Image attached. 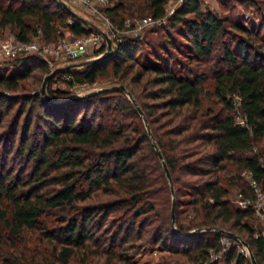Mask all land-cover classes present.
Segmentation results:
<instances>
[{
    "label": "trees",
    "instance_id": "obj_1",
    "mask_svg": "<svg viewBox=\"0 0 264 264\" xmlns=\"http://www.w3.org/2000/svg\"><path fill=\"white\" fill-rule=\"evenodd\" d=\"M141 1L146 3V15L155 19L166 16L168 0ZM201 4L200 0H183L168 17L170 29L179 33L185 44H178L172 32L161 25L153 30L161 29L167 37L165 44H152L150 54L145 55L149 62L138 60L141 38H137L127 46L113 47L114 52L106 57L86 62L85 68H80L82 63L58 68L70 75L67 83L73 85L94 83L108 67L119 74L138 66V81L146 73L154 74L150 81L158 89L149 97L155 102L142 103L130 85L137 80L124 75L119 85L126 90L109 87L81 97H69L64 89H51V80L45 93L40 90L11 96L0 90V105L10 109L13 102L21 104L0 157V264H98L104 254L108 264H133L125 246L128 239L148 236L154 244H160L164 231L177 242L170 249L186 254L193 263L253 264L250 256L235 247L223 250L220 240L228 237L238 247L241 239L258 264H264V236L256 237L257 230L251 223L254 209L234 207L226 198L227 186L253 196L252 186L241 174L245 170L264 190V144L259 146L264 139V33L249 31L217 12L204 11ZM106 11L120 26L125 23L123 3L117 2ZM79 16L60 0H0V30L13 26L17 38L23 41L37 35L38 29L46 40L63 35L62 26L75 36L96 30ZM27 18L35 20L38 27ZM155 47L167 54L175 48L187 60L177 58L174 69ZM102 49H108V45ZM218 49H222L221 56L215 54ZM26 61L39 68L45 64L38 56L29 55L13 62ZM27 74L0 77V85L15 89ZM204 95L216 99L220 110L205 107ZM57 98L63 100L56 102ZM237 103L245 124L238 122ZM38 107L37 116L43 125L37 126L36 133L41 132L42 138L31 139L34 109ZM80 111L83 114L79 118ZM25 112L28 117L19 146L11 156ZM2 119L0 110V122ZM201 153L207 168L191 160ZM10 156L22 157L24 164L10 166ZM184 168L190 176H211L190 193L197 205L196 230L181 235L175 231L178 217L173 221L172 204L173 200L178 204L176 183ZM158 192L161 201L154 198ZM103 197L108 198L90 203ZM168 201V219H161L160 208ZM119 211L124 216L130 214L133 221L126 227L121 248L115 249L113 244L123 229L108 238L106 228H102ZM220 222L232 223L237 230L226 229ZM137 225L139 230L133 234ZM106 241L110 246L102 247L101 242ZM212 250H223V260L211 261Z\"/></svg>",
    "mask_w": 264,
    "mask_h": 264
},
{
    "label": "rangeland",
    "instance_id": "obj_2",
    "mask_svg": "<svg viewBox=\"0 0 264 264\" xmlns=\"http://www.w3.org/2000/svg\"><path fill=\"white\" fill-rule=\"evenodd\" d=\"M121 2L124 4L126 11L124 12L125 23L123 25H119L118 23L114 22L109 14L107 13L106 9L110 6H113L115 3ZM70 6L74 11H76L81 17L85 18L91 22V24L96 27V30L91 32L85 36H75L73 35L66 27L62 26V30H64L63 35L57 36L54 40H46L41 29H38V34L32 36L30 41L35 42L37 44L38 49L34 52H25L21 51L15 57H1L0 56V77H9L10 75L18 74L22 76V74L28 71L27 76H23L18 81V86L15 89H7L3 85H0V90L3 92L11 95H23L29 93H37L38 91L42 90V84L44 80V76L46 74L52 73L56 71L58 68L66 67L68 64H83L80 68L87 67L86 62L89 61H96L106 56L109 53L108 49L103 50L102 47L106 44L102 38L97 37L95 32L101 31L104 34L112 35L114 40V47H118L120 44L125 42V39H129V42H133V40H137V38H141L140 42V51L136 53L138 60L140 62H149L145 58V55H149V50L152 49V44H165L167 35L163 30H155L158 26H163L165 29L170 30L172 37L177 38L175 39L177 43L185 44L186 40L176 31L170 29V20L169 16L170 10L175 7L179 6V0H168L166 4V16L164 17L163 21L160 22L159 20H154L146 25L140 26L139 19L143 18L147 13L146 9L143 10L144 7L146 8V3L141 0H71ZM201 7L204 11H214L217 12L221 16H225L230 18L237 24L244 26L246 29L252 32H259L260 34L264 33V27L262 28V16L264 17V0H209L207 4H201ZM262 7V11H258V8ZM28 22L32 23L35 27H38L35 20L31 18H27ZM72 20L69 18L68 22L70 23ZM262 28V29H261ZM237 32V31H236ZM238 34H241L237 32ZM12 34H16V29L13 26H6L3 30H0V44L3 40L7 41L12 37ZM228 38V35H226ZM83 43V45L80 44ZM130 44V43H128ZM126 44V46L128 45ZM158 47V45H157ZM155 47V48H157ZM72 50H76L77 53L80 55L79 57L74 58L75 52ZM114 50V48H113ZM112 50V53L114 52ZM157 51L165 58L170 60L171 65L174 69H177V61L176 59L181 61H186L187 59L180 55L175 48H172L171 52L167 54L163 49L157 48ZM216 56L222 55V49H218L216 51ZM38 56L43 60L45 63L43 68H39L37 66H31L29 61L15 63L13 62L17 57L20 56ZM161 61V60H160ZM213 64V63H211ZM79 68V67H78ZM111 67H108L104 74H100V77L94 82H75L73 85L67 83V80L71 79L68 77L66 73H61L59 70L49 79L51 85L49 84V80L47 86L50 85L51 89H64L67 90V94L69 97H78V96H86L91 92L98 91L104 88H109L115 85H119L122 75L129 76V80L131 77H134L137 81L132 82L130 85L137 93L140 101L142 103L149 101L153 102L154 100L149 97L150 92L153 90H157L158 86L152 83V77L154 76L153 73H146L143 75L142 79L138 81L140 73L139 67L135 68L132 72L128 70H123L119 74L114 73ZM127 74V75H126ZM115 94V93H112ZM237 98V97H236ZM238 99V98H237ZM63 99L57 98L55 99L56 102H60ZM204 104L205 107H212L216 112L220 110L221 105L217 103L216 99L207 97L204 95ZM155 102V101H154ZM21 104L19 102H13L10 109L6 105H0V110L3 112V119L0 122V157L1 152H3V146L6 144V138L10 137V134L15 126V119L20 110ZM94 106H91L89 109V113L93 109ZM237 107V118L240 120L242 118V112L239 109V104H236ZM30 108V103L27 104L26 110ZM40 108L34 109V117L33 123L30 129V137L33 138H42L41 132L36 133L37 126L43 125L42 119L39 118L38 110ZM83 111H80V116H82ZM28 115L27 112L22 114V117L19 121V127L17 129L15 146L13 147V152L18 149L19 146V139L22 134L23 126L25 125V121ZM162 120H165V117H162ZM107 122V121H106ZM42 127V126H41ZM44 129V127H42ZM2 144V145H1ZM264 144V139L259 143V146ZM258 146V145H256ZM196 147V146H195ZM195 147H193L195 149ZM9 157V165H16L15 167L18 168L20 165L24 164V159L22 157ZM203 153L195 155L192 157L191 160H197L198 166L202 168H207L206 163H202L204 161ZM206 157V156H205ZM204 157V158H205ZM1 161V160H0ZM1 163V162H0ZM12 164V165H11ZM16 170V169H15ZM242 177L244 180L249 182V178L245 171L242 173ZM211 174L202 175V177H195L190 176L186 171L185 168L178 174L179 182L176 183L178 189V204L175 207V218L177 215V224L175 227V231L181 235H185L187 233H191L196 230L198 224H196L198 220V216L195 213L196 204L193 203V196L190 195L192 190L201 183L205 178H209ZM177 178V173H176ZM227 190L229 191L226 195V198L230 201L232 206L243 208L242 204L240 203V192H238L237 188L235 187H228ZM108 197H103L101 199H94L91 200L90 203H97L100 200L106 201ZM155 200L161 201L162 195L161 192L156 193L154 195ZM175 200H173L174 202ZM176 204V201H175ZM173 208V204H172ZM159 216L161 219H168V213L170 212L169 201L163 204V208H160ZM202 214V213H201ZM59 215V213H58ZM202 216V215H201ZM154 217L148 218L150 221L153 220ZM174 218V220H175ZM53 222H57V218L53 216ZM133 221L130 214L124 216L122 211L118 213H114L110 216L106 221L105 225L102 229H105V235L108 238L112 237L113 235L121 230L118 234L117 239L115 240L113 247L115 249H120L121 242L126 236L127 232V225ZM145 220L140 223H144ZM251 223L254 224V227L257 231L264 232V219L258 217L255 213V218L251 220ZM139 224V225H140ZM222 225L226 229H230L236 231L237 228H234L232 223H218ZM139 225L135 228L133 234L137 233L139 230ZM178 225H182V230L177 228ZM226 233V231H224ZM164 239L160 244H154L151 238L148 236L139 240L135 238L133 241L132 239L125 243L128 252L130 261L133 264H197L193 263L190 258L182 253L173 251L170 249V246L174 247L177 242L173 241V235L164 231ZM228 233V232H227ZM226 233V234H227ZM132 234V235H133ZM134 242V244L132 243ZM221 246L223 250L226 251L231 247H235L239 253L247 254L246 249L244 247H238L235 242L228 237H223L220 240ZM102 247L107 248L110 246L107 243L100 244ZM215 253L213 250L211 251V261L223 260V252ZM244 254V255H245ZM107 254H104L100 259L98 264H108ZM74 264H80L79 262H74ZM116 264H125L121 261H118ZM220 264H225L223 261H220Z\"/></svg>",
    "mask_w": 264,
    "mask_h": 264
},
{
    "label": "built area",
    "instance_id": "obj_3",
    "mask_svg": "<svg viewBox=\"0 0 264 264\" xmlns=\"http://www.w3.org/2000/svg\"><path fill=\"white\" fill-rule=\"evenodd\" d=\"M66 1L69 5L71 0H64ZM88 1V0H86ZM183 0H179V5L181 4ZM202 4H207V2H209V0H200ZM176 10L175 7H173L170 10V14H172L174 11ZM164 19V17L162 19H155L152 16H145L143 18L139 19V24L140 26L142 25H146L154 20H159L160 22H162ZM95 34L97 35V37L102 38V40L108 45L107 39H106V34H104L101 31H97L95 32ZM111 40H112V48L114 47V40L112 35H108ZM129 39H125V42L123 44H128L129 43ZM81 45H83L82 42H80ZM38 49L37 44L35 42H32L30 40L27 41H23V40H19L16 36V34H12V37L5 41L3 40L0 44V56L1 57H15L19 54V52L21 51H25V52H34ZM74 51V50H72ZM109 51V50H108ZM75 56L79 57L80 55L77 53V51L75 50ZM68 77H70V75L67 74ZM239 123L241 124H245V119L242 116V118L240 120H238ZM263 166H264V162H263ZM245 173L247 174L248 178H249V183L253 188V196H244L242 193H240L241 199H240V203L242 204L243 208H247L248 206H252V208L254 209L256 215H258V217L264 219V190L261 187V185L253 178L252 173L248 170H245ZM260 234H262L264 236V232L261 231H257V233H255V236H259ZM242 243V245H239V247H244L246 249V253L245 255H248L251 257V251L249 249V246L246 245L241 239H239ZM236 243V242H235Z\"/></svg>",
    "mask_w": 264,
    "mask_h": 264
},
{
    "label": "water",
    "instance_id": "obj_4",
    "mask_svg": "<svg viewBox=\"0 0 264 264\" xmlns=\"http://www.w3.org/2000/svg\"><path fill=\"white\" fill-rule=\"evenodd\" d=\"M61 3L66 7L68 8L69 10H72L73 12H75L72 7L64 0H60ZM80 18H82L83 20H85V18L79 16ZM86 21V20H85ZM106 39H107V42H108V50H109V53L107 55H110L112 53V40L111 38L106 34ZM104 57V56H103ZM72 65V64H71ZM58 71V69L52 73H49L45 76L44 80H43V84H42V92L45 93L46 92V86H47V83H48V80ZM112 88H122L124 90H126L125 86L124 85H115V86H112ZM141 110V109H140ZM142 112V110H141ZM158 152L159 154L162 156L161 154V151L158 149ZM167 170V173L168 175L170 176V172L168 170V168H166ZM175 207H176V204H175V201L173 202V208H172V219L174 221V218H175ZM246 244V243H245ZM247 245V244H246ZM250 249V248H249ZM251 251V249H250ZM251 260L253 262V264H258L257 260H256V257L255 255L253 254V252L251 251Z\"/></svg>",
    "mask_w": 264,
    "mask_h": 264
}]
</instances>
